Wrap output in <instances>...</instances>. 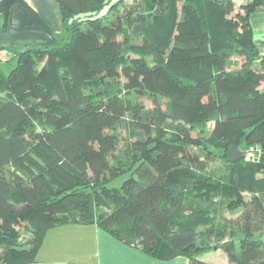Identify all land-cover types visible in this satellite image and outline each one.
<instances>
[{"label":"trees","instance_id":"16d2710c","mask_svg":"<svg viewBox=\"0 0 264 264\" xmlns=\"http://www.w3.org/2000/svg\"><path fill=\"white\" fill-rule=\"evenodd\" d=\"M56 2L59 41L0 70V264H36L65 225L157 261L208 264L199 255L221 249L264 264V55L250 24L264 0ZM229 148L258 157L229 163Z\"/></svg>","mask_w":264,"mask_h":264},{"label":"crops","instance_id":"0c3cea01","mask_svg":"<svg viewBox=\"0 0 264 264\" xmlns=\"http://www.w3.org/2000/svg\"><path fill=\"white\" fill-rule=\"evenodd\" d=\"M37 13L52 32L56 41L62 36V17L56 0H23ZM243 0H234L236 7ZM254 45L264 55V6L250 17ZM20 47L0 50V62L9 64L10 55L17 58ZM175 258L157 261L140 250L109 236L95 225H65L51 229L46 234L37 255L36 264H186L187 260Z\"/></svg>","mask_w":264,"mask_h":264},{"label":"water","instance_id":"95a60500","mask_svg":"<svg viewBox=\"0 0 264 264\" xmlns=\"http://www.w3.org/2000/svg\"><path fill=\"white\" fill-rule=\"evenodd\" d=\"M54 44L49 27L23 0H0V50L7 47L38 50ZM250 157V153L241 149L229 148L227 152L229 163L242 158L248 161Z\"/></svg>","mask_w":264,"mask_h":264},{"label":"rangeland","instance_id":"374dc122","mask_svg":"<svg viewBox=\"0 0 264 264\" xmlns=\"http://www.w3.org/2000/svg\"><path fill=\"white\" fill-rule=\"evenodd\" d=\"M61 44V42H60ZM11 61L9 62V64H2V62H0V70L3 71V73H5V75H8L12 69H14V67H16L17 65V58H13L12 55H10ZM121 82H124V79L121 78ZM262 89H264V85L262 86ZM139 101L145 106V108L147 109H151L155 106V102L151 99V98H147V97H142L139 99ZM157 103L159 104V106L163 109L166 110L168 108L167 103H165L163 100H158ZM213 124L212 123H208L207 127H206V132L209 133V131L211 130ZM130 141V139L128 138V135L126 133L125 130H121V141L118 145V150L122 151L124 149V147L126 146V144ZM132 141V140H131ZM255 150H258L257 148H255ZM250 153V152H249ZM251 154L250 159L252 160H256L258 157V154ZM127 175H122L119 176L115 181H113L111 184H109V187H117L119 188L121 183L127 178ZM238 213H230V212H226L225 213V219L227 220H235L237 219ZM183 258L182 260H185L184 257H180ZM199 259L201 261H204L208 264H233L230 263L227 259V256L225 254V252L221 249L218 250H213V251H207L204 252L202 254L199 255Z\"/></svg>","mask_w":264,"mask_h":264}]
</instances>
